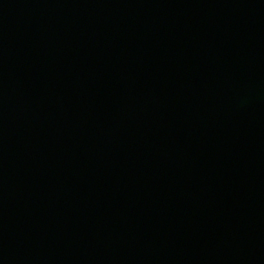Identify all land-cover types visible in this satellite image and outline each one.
Instances as JSON below:
<instances>
[{"label":"water","instance_id":"1","mask_svg":"<svg viewBox=\"0 0 264 264\" xmlns=\"http://www.w3.org/2000/svg\"><path fill=\"white\" fill-rule=\"evenodd\" d=\"M0 264H264V0H0Z\"/></svg>","mask_w":264,"mask_h":264}]
</instances>
